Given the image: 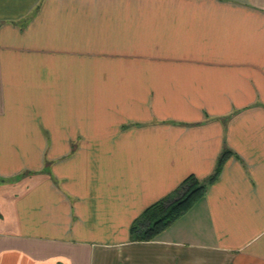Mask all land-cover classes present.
<instances>
[{
	"label": "crops",
	"instance_id": "0c3cea01",
	"mask_svg": "<svg viewBox=\"0 0 264 264\" xmlns=\"http://www.w3.org/2000/svg\"><path fill=\"white\" fill-rule=\"evenodd\" d=\"M0 264H264V0H0Z\"/></svg>",
	"mask_w": 264,
	"mask_h": 264
},
{
	"label": "trees",
	"instance_id": "16d2710c",
	"mask_svg": "<svg viewBox=\"0 0 264 264\" xmlns=\"http://www.w3.org/2000/svg\"><path fill=\"white\" fill-rule=\"evenodd\" d=\"M225 150L218 158L213 174L208 182L214 181L222 164L229 156ZM206 188L205 182H200L193 175L187 176L168 195L149 205L131 224L129 239L132 241L153 240L164 228L187 211L200 198Z\"/></svg>",
	"mask_w": 264,
	"mask_h": 264
}]
</instances>
